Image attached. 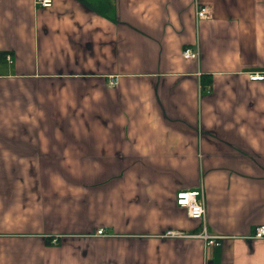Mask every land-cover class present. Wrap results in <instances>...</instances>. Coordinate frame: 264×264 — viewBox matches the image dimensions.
Segmentation results:
<instances>
[{"label":"crops","instance_id":"obj_1","mask_svg":"<svg viewBox=\"0 0 264 264\" xmlns=\"http://www.w3.org/2000/svg\"><path fill=\"white\" fill-rule=\"evenodd\" d=\"M39 1L0 0V264H264V0ZM195 189L220 247L161 237Z\"/></svg>","mask_w":264,"mask_h":264},{"label":"built area","instance_id":"obj_2","mask_svg":"<svg viewBox=\"0 0 264 264\" xmlns=\"http://www.w3.org/2000/svg\"><path fill=\"white\" fill-rule=\"evenodd\" d=\"M39 4L42 7H50L52 5V0H40ZM209 16L208 6L206 5H197L196 6V18L198 20L206 19ZM181 56L184 59H194L196 54L189 48H185L181 52ZM9 60V57H6ZM263 75L254 73L250 76V79L253 81L263 80ZM117 84V77H111L108 81V86L115 87ZM203 192L202 189H195L191 191H181L177 193L175 201L178 207H181L187 211L188 218L193 221H199L201 226V231L194 235L195 238L202 239L206 245L210 246H219L221 237L209 235L206 231L204 225V202H203ZM104 231L99 229L96 231V236H103ZM185 235L179 231L167 230L161 237L162 238H182ZM253 238L262 240L264 239V226H259L254 229Z\"/></svg>","mask_w":264,"mask_h":264},{"label":"rangeland","instance_id":"obj_3","mask_svg":"<svg viewBox=\"0 0 264 264\" xmlns=\"http://www.w3.org/2000/svg\"><path fill=\"white\" fill-rule=\"evenodd\" d=\"M168 230H175V229H168ZM167 231V230H166ZM175 231H179V230H175ZM201 231V226L199 227V229H198V231H196V232H183V231H179V232H181L182 234H184L185 236L184 237H182V238H195V237H193L194 235H196V234H198L199 232ZM172 239V238H171ZM174 239H179V238H174ZM206 244V243H205ZM207 247H216V246H208L207 245ZM217 247H220V244H219V246H217Z\"/></svg>","mask_w":264,"mask_h":264},{"label":"trees","instance_id":"obj_4","mask_svg":"<svg viewBox=\"0 0 264 264\" xmlns=\"http://www.w3.org/2000/svg\"><path fill=\"white\" fill-rule=\"evenodd\" d=\"M208 80H209L208 77L204 76V77L202 78V84L208 83V82H209ZM197 231H198V230H197Z\"/></svg>","mask_w":264,"mask_h":264}]
</instances>
